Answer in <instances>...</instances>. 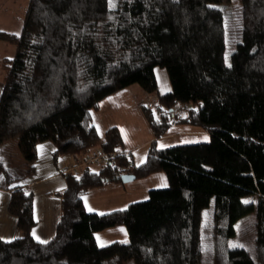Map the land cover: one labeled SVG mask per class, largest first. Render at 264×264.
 I'll return each instance as SVG.
<instances>
[{
	"label": "trees",
	"instance_id": "trees-1",
	"mask_svg": "<svg viewBox=\"0 0 264 264\" xmlns=\"http://www.w3.org/2000/svg\"><path fill=\"white\" fill-rule=\"evenodd\" d=\"M0 42L15 48L0 57V147L17 140L26 161L16 174L0 153V188L31 177L46 142L56 164L86 161L95 150L109 156L98 171L91 164L64 174L60 220L46 243L32 236L33 191L12 189L8 211L20 236L0 241V264H205L210 207V264H264V0H29L20 33L0 31ZM156 69L168 77L166 94ZM132 86L158 97L140 105L155 137L140 165L119 128L100 135L93 115ZM175 126L209 140L159 147ZM159 173L169 187L148 200L87 211L92 191ZM254 212V253L232 247L236 225ZM117 227L128 242L99 246L96 234Z\"/></svg>",
	"mask_w": 264,
	"mask_h": 264
},
{
	"label": "crops",
	"instance_id": "crops-1",
	"mask_svg": "<svg viewBox=\"0 0 264 264\" xmlns=\"http://www.w3.org/2000/svg\"><path fill=\"white\" fill-rule=\"evenodd\" d=\"M4 12L6 11H4V9L0 7V15L4 14ZM12 22L13 20H11V23ZM8 30L3 29L0 31L10 32V30ZM2 45V42H0V48L2 49L3 47L4 52H6L7 49H11L9 47L4 48V46ZM8 54H13V51L10 50ZM7 56L2 53V51H0V57L6 58ZM162 80L164 82L167 81L164 74L162 75ZM2 87V76L0 75V95ZM116 95L117 94L105 99L101 104V110L99 112H94V124L97 127L100 135H104L110 127L116 126L119 128L123 136L122 124L124 125V120L122 117L123 113L120 109V106L122 105L120 103H117L116 105L114 103V100H112L115 99ZM149 100L150 105H154L157 103L158 98L157 100H151V98ZM126 103L129 107L128 110H130V112L132 110L134 114H136V118L139 120L138 126L143 127V134L145 135V137H140L139 133L141 132L138 130V134L134 135L135 143L132 145L130 144L127 148L125 144V137L123 136L125 151L134 165H140L146 161L148 148L150 144L155 140V137L149 129L147 122L141 112L140 104L142 103L134 104V101L132 99L127 100ZM131 104L134 106L132 107ZM100 127L103 128V131H101ZM176 128L177 130L170 133L168 137H186L191 140L207 138V134L198 132V130H195L189 126H176ZM168 137L161 139L159 143L165 141V139ZM143 149H147V153L143 154ZM53 151L54 146L49 142L39 145L38 161L35 165V173L31 177L11 186L10 189L0 188V241L9 242L17 239L20 236L17 227V220L8 211V205L11 193L13 191L12 189L18 186L27 187L34 193V217L36 226L32 231L33 238L38 242H48L55 237L56 228L61 216V199L56 194L62 192L66 188L67 179L63 171L68 168V162L69 165L71 162L73 163V157L67 156L70 158H61L58 164H56L53 159ZM137 156L139 157L140 161H137ZM92 167L94 171H98L101 168L97 165H94ZM83 169L84 168L81 169V172ZM155 176H157V174L152 175L146 179H150ZM103 189L109 190L108 192H103ZM91 193L90 195H94V197L90 200L89 203H87V200L85 199L89 194L84 198L86 209L90 213L106 214L112 211L124 210L130 205V201L127 198V200L125 199L126 195H128L126 186L120 181L113 182L107 187L94 190ZM33 233H35V236L33 235ZM102 233L119 234V237L121 239H117V242H127L126 240H128V233L123 227L113 228ZM99 235H101V233L96 234L98 245ZM35 237H39V240H37Z\"/></svg>",
	"mask_w": 264,
	"mask_h": 264
},
{
	"label": "rangeland",
	"instance_id": "rangeland-1",
	"mask_svg": "<svg viewBox=\"0 0 264 264\" xmlns=\"http://www.w3.org/2000/svg\"><path fill=\"white\" fill-rule=\"evenodd\" d=\"M28 3H29V0H0V7L3 8L4 11H6L4 12V14L0 15V30L9 29L10 32L12 33H20L22 29L23 20L25 17V12L28 7ZM11 20H13L12 23H11ZM2 44L4 48H7V47L11 48L10 50L13 51V54H8L10 52L9 49H7V51L4 52L3 47L2 49L0 48V51H2V53H4L6 56L8 55L7 57H13L15 55V48L5 43H2ZM230 55H231V51L228 52V55H227L228 58L230 57ZM156 72H157V77H158L159 85H160V94H166L167 91L169 92L171 90L168 77L165 71L162 69H156ZM163 74L166 77V80H167L166 82L162 80ZM150 98L151 100H155V99L157 100L158 97L156 95H150V94L145 93L138 86H132L130 88H127L117 93V95L115 96V99H112L114 100V103L116 105L117 103H120L122 105L120 106V109L123 113L122 117L124 120V125L122 124V130H123V136L125 137V144L127 148L129 147L130 144L132 145L135 143L134 135L138 134L137 133L138 130L141 132L139 133L140 137L143 138L145 137V135L143 134V127L138 126L139 120L136 118V114H134L132 110L131 112L130 110H128L129 107L126 102L127 100L132 99L134 101V104L142 103L146 105L149 104L148 106H150V103H149ZM133 106L134 105H132V107ZM93 115H94V112H93ZM100 128H101V131H103L102 130L103 128L102 127ZM175 130H177L176 126L172 129L170 133H172ZM208 140H209L208 137L197 139V140H191L186 137H173V138L168 137L165 139V141L159 143V147L167 148V147H172V146H177V145H182V144H187V143H198V142H203V141H208ZM142 152L143 154L147 153V149H143ZM0 153L7 167L12 169L14 173L16 174L23 173L26 170V161L19 151L17 140L10 141L6 143L5 145L1 146ZM67 158H70V157H67ZM136 159L137 161H140L138 156ZM77 163L79 164L80 161L74 158L73 163L71 162L69 165V162H68L67 166L68 167L74 166V165H77ZM125 186H126L127 193H128L125 199L127 198L131 204L134 202H141V201L148 200L149 192L151 190L168 188L169 181L167 179V176L164 173H159L157 174V176L152 177L150 179H138V180L136 179L132 182H128L125 184ZM108 190L109 189H103V192H108ZM88 196L86 198L84 197L87 200V203L90 202V200L94 197V195L89 194ZM253 201H254V198L251 196L243 198V202L245 203H250ZM255 220H256V213L254 212L251 215H248L246 218L242 219L240 222H238V224L236 225L237 232H238L237 236L231 240L232 247L246 248L251 253H254V250H255ZM119 236L120 235L117 233H101V235H99V245L101 246V244H103V246L101 247H105L114 242H117L119 239H121ZM203 238H204V249H205V254H204L205 264H210L212 244H213L212 242V207H210L209 209H206L203 214ZM128 240L126 241L128 242Z\"/></svg>",
	"mask_w": 264,
	"mask_h": 264
},
{
	"label": "built area",
	"instance_id": "built-area-1",
	"mask_svg": "<svg viewBox=\"0 0 264 264\" xmlns=\"http://www.w3.org/2000/svg\"><path fill=\"white\" fill-rule=\"evenodd\" d=\"M80 163L74 166H70L68 168H66L63 173L66 175H78L79 174V170L87 165H97V166H102V164L106 163L109 161V156L108 154H106L105 152L101 151V150H95L93 151L87 158L86 161H81L79 160Z\"/></svg>",
	"mask_w": 264,
	"mask_h": 264
},
{
	"label": "water",
	"instance_id": "water-1",
	"mask_svg": "<svg viewBox=\"0 0 264 264\" xmlns=\"http://www.w3.org/2000/svg\"><path fill=\"white\" fill-rule=\"evenodd\" d=\"M134 180H136V177L134 175H124L121 178V181L123 184H126L128 182H132Z\"/></svg>",
	"mask_w": 264,
	"mask_h": 264
},
{
	"label": "snow or ice",
	"instance_id": "snow-or-ice-1",
	"mask_svg": "<svg viewBox=\"0 0 264 264\" xmlns=\"http://www.w3.org/2000/svg\"><path fill=\"white\" fill-rule=\"evenodd\" d=\"M110 3H111V0H110ZM33 235L35 236V233H33ZM37 240H39V237H35ZM99 239V238H98ZM41 243H46V241H40ZM101 246H103V244H101ZM242 247V245H241Z\"/></svg>",
	"mask_w": 264,
	"mask_h": 264
}]
</instances>
